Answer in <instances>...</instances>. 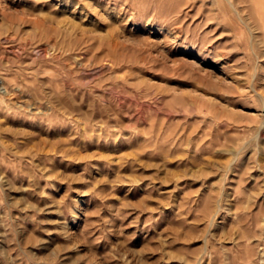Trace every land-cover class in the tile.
<instances>
[{"label":"rangeland","instance_id":"374dc122","mask_svg":"<svg viewBox=\"0 0 264 264\" xmlns=\"http://www.w3.org/2000/svg\"><path fill=\"white\" fill-rule=\"evenodd\" d=\"M0 264H264V0H0Z\"/></svg>","mask_w":264,"mask_h":264}]
</instances>
